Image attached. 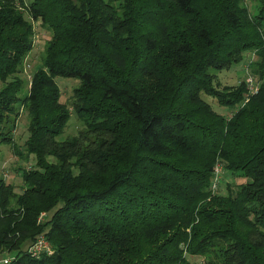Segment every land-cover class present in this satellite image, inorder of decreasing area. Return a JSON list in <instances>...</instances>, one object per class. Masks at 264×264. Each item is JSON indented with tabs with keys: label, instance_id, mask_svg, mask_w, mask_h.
Returning <instances> with one entry per match:
<instances>
[{
	"label": "trees",
	"instance_id": "1",
	"mask_svg": "<svg viewBox=\"0 0 264 264\" xmlns=\"http://www.w3.org/2000/svg\"><path fill=\"white\" fill-rule=\"evenodd\" d=\"M23 1L0 0V144L15 146L26 108L36 161L22 193L0 178L7 264H264V0ZM23 8L52 33L30 86ZM248 52L258 92L216 89L213 71ZM57 78L80 83L70 106L84 128L63 141ZM217 166L245 182L214 194ZM40 235L54 253L34 258Z\"/></svg>",
	"mask_w": 264,
	"mask_h": 264
},
{
	"label": "rangeland",
	"instance_id": "2",
	"mask_svg": "<svg viewBox=\"0 0 264 264\" xmlns=\"http://www.w3.org/2000/svg\"><path fill=\"white\" fill-rule=\"evenodd\" d=\"M31 0H24V5L22 7L27 6ZM247 5L249 6L250 10L253 11L254 1L247 0ZM21 7V8H22ZM25 11V17L31 21L32 19L29 16V13L26 9L23 8ZM35 27V41H34V48L32 52L26 58L23 64V73L21 74V78L25 81V84L30 86V81L32 79L33 73L42 65V60L45 54V48L47 42L51 39L52 33L50 30L41 26L40 22H33ZM256 60L254 53L248 52L245 53L244 60L238 64L233 66L230 69L222 70V71H213L215 74L214 80V87L219 91H223L226 88H235L238 86L242 81H247L252 78L254 81L253 89L247 85L249 89V94H255L258 92L260 80L258 75H253L251 71V64H253ZM57 84L61 90V102L64 104H68L70 108L71 118L69 124L65 130V132L58 138L59 140L63 141L74 136H77L80 131L83 130L84 125L82 124L81 120L78 119L75 111L70 106V101L73 95L74 89L79 86V81L74 79H65V78H57ZM203 98L212 105L213 109L218 112L219 114H223L227 117H230L233 113V110L225 109L219 105V102L212 98L211 96H207L203 94ZM28 113L26 108L20 109V116L16 122V129L13 132L14 137V144H0V178H4L8 184L13 185L15 191L17 193H22L24 186H23V171L29 170L35 165V157L29 156L27 158L26 154V146L25 143L29 138L28 132ZM14 147L19 150L21 155L18 153L17 150H14ZM19 148V149H18ZM245 182L244 179H234L231 175L226 174L224 170H221L219 173V184L217 190L214 194H227V186L241 184ZM49 218V217H48ZM37 239V238H36ZM35 242V241H34ZM33 242V243H34ZM32 243V244H33ZM30 244L29 247L32 245ZM28 245V244H27ZM27 247V246H25ZM28 247V248H29ZM16 253L7 255V254H0V259H12ZM189 262L188 264H205L206 260L204 257H191L187 256Z\"/></svg>",
	"mask_w": 264,
	"mask_h": 264
},
{
	"label": "built area",
	"instance_id": "3",
	"mask_svg": "<svg viewBox=\"0 0 264 264\" xmlns=\"http://www.w3.org/2000/svg\"><path fill=\"white\" fill-rule=\"evenodd\" d=\"M247 84L250 87V89H253L255 83L253 79L250 78ZM221 170L222 168L220 166L216 167L215 177H214L213 184H212L213 191L217 190L218 188L219 173L221 172ZM28 253L34 258H38V257H41L42 255H52L54 253V249L51 246L48 239L46 238V236L40 235L39 237H37L35 242L28 248ZM9 262H10V259L0 260V264H7Z\"/></svg>",
	"mask_w": 264,
	"mask_h": 264
}]
</instances>
